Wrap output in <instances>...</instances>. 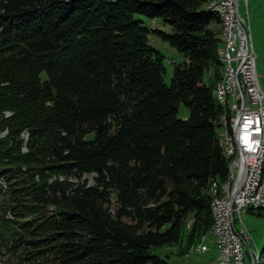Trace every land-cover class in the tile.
<instances>
[{
  "label": "trees",
  "instance_id": "obj_1",
  "mask_svg": "<svg viewBox=\"0 0 264 264\" xmlns=\"http://www.w3.org/2000/svg\"><path fill=\"white\" fill-rule=\"evenodd\" d=\"M207 2L0 0V264H169L207 235L230 163Z\"/></svg>",
  "mask_w": 264,
  "mask_h": 264
},
{
  "label": "built area",
  "instance_id": "obj_2",
  "mask_svg": "<svg viewBox=\"0 0 264 264\" xmlns=\"http://www.w3.org/2000/svg\"><path fill=\"white\" fill-rule=\"evenodd\" d=\"M239 1L217 0L213 4L220 5L226 17V32L223 34L227 37L224 53L226 87H229V103L234 104L236 133L241 138V151L233 152L225 134L228 156L236 157L235 183L225 189L219 204L216 230L209 238L203 239L201 246V252H205L209 249L207 240L215 243L217 255L213 264H244L242 245L248 246L251 236L240 216L248 209L263 208V191L261 196H252V183L264 141V90L256 73L248 19L242 23L239 18ZM235 213L241 222L240 228L235 227Z\"/></svg>",
  "mask_w": 264,
  "mask_h": 264
},
{
  "label": "rangeland",
  "instance_id": "obj_3",
  "mask_svg": "<svg viewBox=\"0 0 264 264\" xmlns=\"http://www.w3.org/2000/svg\"><path fill=\"white\" fill-rule=\"evenodd\" d=\"M205 8H206V4H205ZM238 13L242 23H246L248 19L250 26L252 47L255 54L256 73L258 76L259 84L261 88L264 90V0H245V1L240 0L238 3ZM134 18L141 19L143 21V24L148 27H159L166 30L168 29L166 26H163L161 24L159 19L158 20L150 19L140 14H134ZM221 25H222L221 22L219 23V25L212 24L210 25V28L215 30L216 32L219 29V34H221V30H222ZM149 42L151 46L159 50L164 56V66H165L164 81L167 84H169L174 62L177 64L180 63L183 60V57L174 47L169 45L166 41L160 39L155 34H150ZM220 43L221 42H219V45ZM209 75L210 74L208 72H205L203 77L204 80H207ZM219 81H221V79L218 80L217 83H219ZM186 113H187L186 107L183 104H181L179 108V116H184ZM222 132H223L222 127L217 128L218 134L220 133L221 135ZM26 135H27L26 132L22 133V136L24 138L26 137ZM94 176H95L94 173L84 174L82 176L81 181L85 180V182L91 184L93 183ZM1 182L2 180L0 179V183ZM234 217H235V227L240 228L241 222L238 220L237 213L234 214ZM240 217L246 232L249 233L251 236V243L248 246L245 244L242 245L243 262L244 264H253L255 259L252 260V256L254 257L257 255V253L260 251L264 243V209L261 210V214H257L255 213V211L254 212L247 211L246 213L241 214ZM192 221H193L192 218L187 220L185 224L186 230L190 229ZM206 238H209V236H206ZM196 242L192 245L190 249L184 251L183 254H181L182 251L180 249V244H172L168 246L165 252L169 254V256L167 257L169 264H213V260L217 255V248L215 243L207 240L206 243L208 244L209 249L205 252L197 253L195 249L197 248L198 245L202 246L203 240L200 241L194 249L193 247L195 246ZM1 259L2 256L0 254V262Z\"/></svg>",
  "mask_w": 264,
  "mask_h": 264
},
{
  "label": "bare ground",
  "instance_id": "obj_4",
  "mask_svg": "<svg viewBox=\"0 0 264 264\" xmlns=\"http://www.w3.org/2000/svg\"><path fill=\"white\" fill-rule=\"evenodd\" d=\"M216 3H217V0H208L207 9L211 10L212 12H215L219 16L220 21L222 23L221 25L222 30L220 34L221 46L217 49V54L223 63V72H222V79L217 84L216 89H215V97H216L217 102L221 105L223 109V115L221 118V125L223 128V132L220 135L219 142L227 158L230 160V163L228 166L227 182H225L224 184L220 186L214 185L211 189V193L214 198L212 206H211L213 225L206 236L211 235V232H214L216 230V224L218 221L219 204L221 203L225 189L227 187H230L231 183H235L236 157L228 156L229 148H227L224 145V139H225L226 133H227V140L231 144L232 151L233 152L241 151V138L236 133L234 104L229 103V87H226L227 72L225 70L224 53L227 47V37L223 36V34L226 32V17L220 5H213ZM263 163H264V141L261 144L260 158L254 170V180L252 183V196H261L262 191H263V208H264V167H263L264 164ZM206 236L204 238H206ZM195 251L201 252V246L198 245ZM257 256L258 255L254 257L252 256V260L255 259Z\"/></svg>",
  "mask_w": 264,
  "mask_h": 264
}]
</instances>
